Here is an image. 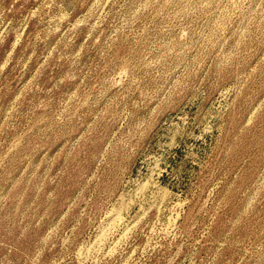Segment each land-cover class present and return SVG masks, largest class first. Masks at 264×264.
<instances>
[{
  "label": "rangeland",
  "instance_id": "1",
  "mask_svg": "<svg viewBox=\"0 0 264 264\" xmlns=\"http://www.w3.org/2000/svg\"><path fill=\"white\" fill-rule=\"evenodd\" d=\"M0 264H264V0H0Z\"/></svg>",
  "mask_w": 264,
  "mask_h": 264
},
{
  "label": "bare ground",
  "instance_id": "2",
  "mask_svg": "<svg viewBox=\"0 0 264 264\" xmlns=\"http://www.w3.org/2000/svg\"><path fill=\"white\" fill-rule=\"evenodd\" d=\"M148 184H149V183H148ZM153 194H154V193H153ZM130 197H131V196H130ZM131 200H132V199H131ZM122 201H123V200H122ZM110 215H111V214H110ZM113 216H114V215H113ZM115 216L118 217V215H115ZM112 219H113V217H112ZM112 219H111V220H112ZM114 219H116V218H114ZM123 219H124V218H123ZM117 220H118V218H117ZM113 222H114V220H113ZM113 222H112V224H113ZM116 222H117V221H116ZM119 222H120V220H119ZM117 223H118V222H117ZM121 223H122V222H121ZM112 224H111V225H112ZM118 224H119V223H118ZM115 225H116V224H115ZM119 225H121V224H119ZM122 225H123V224H122ZM117 226H118V225H117ZM109 230H110V229H108V231H109ZM111 231H112V230H111ZM104 233H105V232H104ZM110 234H111V233H110ZM102 235L104 236V235H106V234H102ZM101 237H102V236H101ZM105 237H106V236H105ZM105 237H104V238H105ZM107 237H108V234H107ZM104 238H102V239H104ZM105 239H106V238H105ZM106 240H107V239H106ZM100 242H101V241H100Z\"/></svg>",
  "mask_w": 264,
  "mask_h": 264
}]
</instances>
